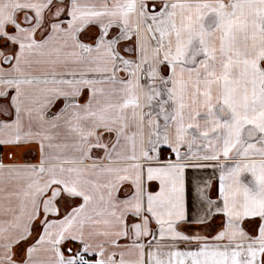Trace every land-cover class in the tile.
Wrapping results in <instances>:
<instances>
[{
	"label": "snow or ice",
	"instance_id": "1",
	"mask_svg": "<svg viewBox=\"0 0 264 264\" xmlns=\"http://www.w3.org/2000/svg\"><path fill=\"white\" fill-rule=\"evenodd\" d=\"M0 264H264V0H0Z\"/></svg>",
	"mask_w": 264,
	"mask_h": 264
}]
</instances>
